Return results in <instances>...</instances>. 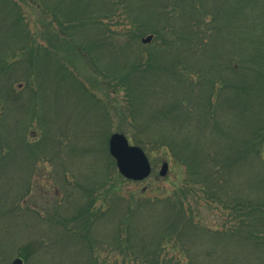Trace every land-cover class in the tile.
Masks as SVG:
<instances>
[{
    "label": "trees",
    "instance_id": "trees-1",
    "mask_svg": "<svg viewBox=\"0 0 264 264\" xmlns=\"http://www.w3.org/2000/svg\"><path fill=\"white\" fill-rule=\"evenodd\" d=\"M95 77L117 115L100 125L114 126L102 148L86 151L105 164L87 158L96 176L79 174L70 193L81 194L55 202L52 221L68 236L17 248L19 200L36 166L73 164L62 155L71 130L48 123L52 88L99 103ZM113 132L180 165L181 183L126 194L136 182L109 153ZM13 172L24 192L0 183V264H264V0H0V173Z\"/></svg>",
    "mask_w": 264,
    "mask_h": 264
},
{
    "label": "rangeland",
    "instance_id": "rangeland-1",
    "mask_svg": "<svg viewBox=\"0 0 264 264\" xmlns=\"http://www.w3.org/2000/svg\"><path fill=\"white\" fill-rule=\"evenodd\" d=\"M74 64L78 67L82 74L86 75L89 73L93 75V73L89 72V69L85 66L84 61H81V59L76 60ZM96 80V77L93 78L92 85L94 88H91V91L94 92L95 97L100 98L99 103L94 100L91 101V99L86 98L83 93H80L69 86L64 89L61 86H57L56 89L52 88L50 93L51 103L48 107L50 118L48 123L50 127L54 132H59L60 130H71L67 136L63 137L65 140L64 144L67 145L68 149L62 153L64 159H71L73 161V164H70L71 167H68L67 169L69 172L64 173L63 169H61L63 165L62 157L61 159L52 158V160L48 159V161L41 162L38 166H36L34 174L30 179L31 189L29 188L27 193L24 195H22L24 192L23 186L21 185V190L17 189L19 180L15 182L14 179V176L21 178V176H23V171L21 172L22 175H20L19 172H13L5 176L0 173V183L13 185L15 190L18 192L20 191V194L22 195L19 200V205L21 206V210L19 211L21 216L19 217V220L22 221V225L19 227L20 229L12 231L13 235L17 237V241L15 243L17 244V248L19 245L26 243L28 238L36 236H43L46 238L51 235L52 237H60L61 233V237L65 236L68 232H64L61 225L52 221L55 210V202H61L62 200L67 202L68 197L73 199V196L81 194L78 189H76L77 193H70V191L75 187L74 185H76L75 178L79 179L80 177L79 174H81L85 181L87 180L86 182L90 181V179L92 180L94 176H96L97 171L89 165L87 166V158L94 163L96 162L98 166H104L105 164V160L103 159L104 156L99 159L95 156V151L93 152V149L90 152H86L87 149L90 150V148H92L90 147L92 143L102 148L105 143L107 133L112 132L114 129V126H111V129L109 128L103 130L100 128L101 124L104 123L107 125L110 121L115 123L117 122L116 112H109V110L107 111L104 109L105 104L108 105L111 101H113L112 99L114 98V95H107L105 89L100 86ZM110 107L111 106L108 105L109 109ZM52 123H55V125L58 126L61 125L62 128L53 127ZM29 131L30 134L35 131L36 138H40L45 133V127H40L38 121H33V125ZM72 146H78L77 148L80 149L77 151L78 156H76V158L74 153L71 151ZM154 157L155 155L150 156L154 166L152 174L142 181H134L136 183L125 182L123 189L126 194L138 189L142 191L147 190V196L155 197L158 194L162 195L161 193H168L173 190L177 184L181 183L184 170L180 167V165L169 161V170L166 176L162 177L159 175V170L164 161V157L162 156L160 158L157 155L155 158ZM7 163L8 162H6V164ZM20 169V167H17L13 170L18 171ZM6 170L7 168L5 171ZM10 175H12V181H9V179H11ZM66 187H69L70 189H66ZM67 206H69L68 203H64L63 205L61 204L59 209V214L61 216L65 214V208ZM26 207L29 208L26 209ZM34 208H39L44 213H41L40 215L37 213L35 214V212H33ZM23 226H25V229H23ZM65 251L67 252V247H65ZM16 257L18 256H13L11 258V264L12 260Z\"/></svg>",
    "mask_w": 264,
    "mask_h": 264
},
{
    "label": "water",
    "instance_id": "water-1",
    "mask_svg": "<svg viewBox=\"0 0 264 264\" xmlns=\"http://www.w3.org/2000/svg\"><path fill=\"white\" fill-rule=\"evenodd\" d=\"M153 35L142 39L143 43L151 42ZM109 152L115 159L119 173L126 179L142 181L150 176L153 165L145 150L136 144H132L124 133L113 132L108 141ZM169 170V162L165 160L159 170V175L166 176ZM12 264H24L22 257H16Z\"/></svg>",
    "mask_w": 264,
    "mask_h": 264
}]
</instances>
